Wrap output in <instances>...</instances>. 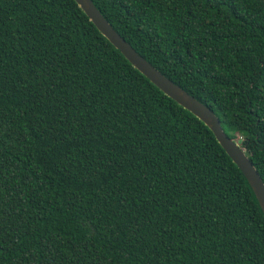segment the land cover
Listing matches in <instances>:
<instances>
[{"label":"trees","instance_id":"1","mask_svg":"<svg viewBox=\"0 0 264 264\" xmlns=\"http://www.w3.org/2000/svg\"><path fill=\"white\" fill-rule=\"evenodd\" d=\"M92 1L264 182V0ZM0 264H264L240 168L75 0H0Z\"/></svg>","mask_w":264,"mask_h":264},{"label":"water","instance_id":"2","mask_svg":"<svg viewBox=\"0 0 264 264\" xmlns=\"http://www.w3.org/2000/svg\"><path fill=\"white\" fill-rule=\"evenodd\" d=\"M100 32L117 48L127 60L156 85L164 94L203 121L213 132L218 142L240 168L259 203L264 215V182L256 167L236 139L224 132L218 116L206 104L192 96L181 86L160 72L140 55L108 22L92 0H75Z\"/></svg>","mask_w":264,"mask_h":264}]
</instances>
